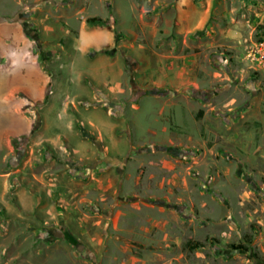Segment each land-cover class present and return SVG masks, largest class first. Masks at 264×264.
<instances>
[{
  "label": "rangeland",
  "instance_id": "obj_1",
  "mask_svg": "<svg viewBox=\"0 0 264 264\" xmlns=\"http://www.w3.org/2000/svg\"><path fill=\"white\" fill-rule=\"evenodd\" d=\"M0 264H264V0H0Z\"/></svg>",
  "mask_w": 264,
  "mask_h": 264
},
{
  "label": "crops",
  "instance_id": "obj_2",
  "mask_svg": "<svg viewBox=\"0 0 264 264\" xmlns=\"http://www.w3.org/2000/svg\"><path fill=\"white\" fill-rule=\"evenodd\" d=\"M87 117L86 120L88 123L92 124L93 126L95 125V127L97 126H105L106 124H108V117L107 116H104L103 114H101L100 116V113L97 112V111H90V112H87ZM97 124V126H96ZM77 153V156L78 158L82 159L83 158V153L80 151V150H76L75 151Z\"/></svg>",
  "mask_w": 264,
  "mask_h": 264
},
{
  "label": "trees",
  "instance_id": "obj_3",
  "mask_svg": "<svg viewBox=\"0 0 264 264\" xmlns=\"http://www.w3.org/2000/svg\"><path fill=\"white\" fill-rule=\"evenodd\" d=\"M87 22L90 23V24H95V23L103 24L104 23L103 21H101L99 19H89Z\"/></svg>",
  "mask_w": 264,
  "mask_h": 264
}]
</instances>
